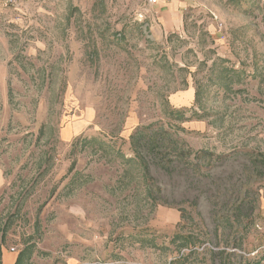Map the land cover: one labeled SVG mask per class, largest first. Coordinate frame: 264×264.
<instances>
[{
  "label": "rangeland",
  "instance_id": "374dc122",
  "mask_svg": "<svg viewBox=\"0 0 264 264\" xmlns=\"http://www.w3.org/2000/svg\"><path fill=\"white\" fill-rule=\"evenodd\" d=\"M183 1L0 0V264H264V0Z\"/></svg>",
  "mask_w": 264,
  "mask_h": 264
},
{
  "label": "trees",
  "instance_id": "16d2710c",
  "mask_svg": "<svg viewBox=\"0 0 264 264\" xmlns=\"http://www.w3.org/2000/svg\"><path fill=\"white\" fill-rule=\"evenodd\" d=\"M175 113V112H174ZM181 114V118L185 119V113L180 112ZM147 128H142V130H138L135 135L131 136V148L132 150H134L135 152V157L138 155H140L137 152V149L140 147V145L142 144V139L149 138L150 142L152 140L151 143V149H149L150 153H155L157 149H162L165 147V149H167V147H169V145H171L169 142H165V140L168 138V136H170V132L169 130H156L154 133L152 132L147 133ZM102 143L100 142L99 145H101ZM105 149V148H104ZM122 154V153H121ZM125 157V156H124ZM123 160V164L125 165H130L132 163H134L135 160L133 159H129V158H121ZM136 159V158H135ZM144 162H146L145 159H143ZM184 246H187L186 244H184Z\"/></svg>",
  "mask_w": 264,
  "mask_h": 264
},
{
  "label": "crops",
  "instance_id": "0c3cea01",
  "mask_svg": "<svg viewBox=\"0 0 264 264\" xmlns=\"http://www.w3.org/2000/svg\"><path fill=\"white\" fill-rule=\"evenodd\" d=\"M158 2V8L159 11L162 12L161 16L164 25H166L169 30L179 28L181 26V21L179 20L180 10L183 7H187V4L183 0H158ZM6 257L5 264H14L15 261L10 255Z\"/></svg>",
  "mask_w": 264,
  "mask_h": 264
}]
</instances>
